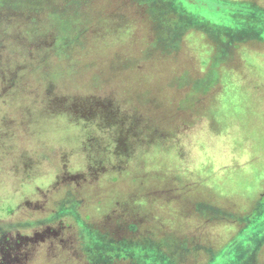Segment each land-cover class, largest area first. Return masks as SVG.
Wrapping results in <instances>:
<instances>
[{
  "label": "rangeland",
  "instance_id": "374dc122",
  "mask_svg": "<svg viewBox=\"0 0 264 264\" xmlns=\"http://www.w3.org/2000/svg\"><path fill=\"white\" fill-rule=\"evenodd\" d=\"M210 1L0 0V264H264V0Z\"/></svg>",
  "mask_w": 264,
  "mask_h": 264
},
{
  "label": "trees",
  "instance_id": "16d2710c",
  "mask_svg": "<svg viewBox=\"0 0 264 264\" xmlns=\"http://www.w3.org/2000/svg\"><path fill=\"white\" fill-rule=\"evenodd\" d=\"M209 2V4L211 5V6H213V7H215V6H221V4H219V3H217V2H211L210 0H208ZM190 77V76H189ZM195 79V78H194Z\"/></svg>",
  "mask_w": 264,
  "mask_h": 264
}]
</instances>
